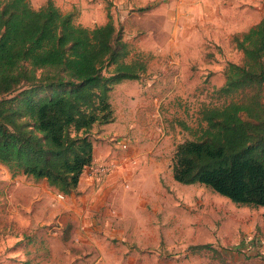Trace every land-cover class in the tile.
Masks as SVG:
<instances>
[{
    "label": "trees",
    "instance_id": "16d2710c",
    "mask_svg": "<svg viewBox=\"0 0 264 264\" xmlns=\"http://www.w3.org/2000/svg\"><path fill=\"white\" fill-rule=\"evenodd\" d=\"M232 41L241 60L225 65L214 91L220 103L201 107L195 127L179 122L193 138L177 144L171 173L180 184L256 208L264 206V16ZM131 55L109 15L88 28L52 0L38 8L0 0V163L12 177L76 193L92 165L93 127L114 120L110 92L146 72L145 55ZM210 249L224 264L210 244L190 246Z\"/></svg>",
    "mask_w": 264,
    "mask_h": 264
},
{
    "label": "rangeland",
    "instance_id": "374dc122",
    "mask_svg": "<svg viewBox=\"0 0 264 264\" xmlns=\"http://www.w3.org/2000/svg\"><path fill=\"white\" fill-rule=\"evenodd\" d=\"M29 1L31 5H38L40 0ZM224 11L226 23L215 28L211 22H206L203 37L196 38L192 44V47L206 49L204 54L208 52V58L218 64L201 70L188 84L182 82L170 93L167 101L160 103L158 116H152L154 109L149 108L145 113H139L134 133L124 131V136H114L109 141L117 153L123 154L130 147H140L143 152L130 159L129 167L125 169L130 176L121 183V189L141 193V205L146 209L147 220L152 221L151 217L155 216L153 208H158V243L154 230L148 229L144 231L147 243L141 247L128 240L118 243L112 239L108 246L100 248L94 238L89 240L74 232L76 214L68 208L73 204L68 197L59 199L57 190L49 188L45 180L21 174L12 177L11 171L0 163V264H128L132 253L140 251L145 264H210L206 250L193 253L190 246L206 243L218 233L229 239L233 234L230 216H237L239 212L245 214L247 210L244 212L242 206L204 185L176 182L172 178L171 165L177 144L193 138L179 122L195 127L200 99L220 103L219 98L208 92L201 98L198 85L202 88L200 93L207 91L209 79L213 81L212 71L219 69L223 73V64L241 60L242 54L234 46L231 36L264 16V0H237L234 5L224 6ZM119 31L123 35L122 28ZM145 59L150 63L153 58L146 54ZM149 70L141 76V83L148 78L152 80L158 68L154 66ZM186 72H192L191 77L194 75L192 69ZM183 74L177 77L182 78ZM161 80L170 84L166 78ZM148 87L155 90L153 82ZM162 90V83L158 82V93ZM113 100L118 109L117 100ZM124 121V117L117 115V122L124 125ZM122 143H126L125 148ZM103 181L98 184L93 180V185L99 188ZM111 204L112 210L123 206L121 200L115 206L112 201ZM89 232L97 234L96 230ZM249 234L246 240L264 237L256 227ZM232 243V240L226 241L221 248L235 247Z\"/></svg>",
    "mask_w": 264,
    "mask_h": 264
},
{
    "label": "crops",
    "instance_id": "0c3cea01",
    "mask_svg": "<svg viewBox=\"0 0 264 264\" xmlns=\"http://www.w3.org/2000/svg\"><path fill=\"white\" fill-rule=\"evenodd\" d=\"M45 1L40 0L38 5L32 4V6L38 8ZM52 1L61 12L75 13L76 22L88 28L106 23L109 15L115 27L117 29L122 28L123 40L129 43L132 55L142 53L144 55L150 54V58L152 56V62L147 63L146 71L154 66L158 68L153 79L148 78L146 80L147 87L142 86L145 83H141V78L124 80L116 84L110 92L114 120L108 124L93 127L92 164H108L111 166V171L107 174L106 179L102 180V185L97 188L93 185V177L90 176L88 167H86L79 179L76 193L66 196L73 202L68 208L72 210V214H76L74 232L80 233L89 240L94 238L93 240L98 243L100 248L108 246L112 239L118 240V243L128 240L131 244L134 243L141 247L147 243L146 239H148L144 231L151 229L154 230L157 244L158 216L156 217V214H158V208H153L152 212L155 216L151 217L152 221L147 220L146 209L141 205V193H130L121 189V183L130 176V172L125 171L129 167L130 159L141 156L143 152L140 147H130L129 151L123 154L117 153L109 141L114 136H124V131L127 134L134 133L136 117L139 113H145L149 108L154 109L152 116H158L160 103L167 101L170 98V93L174 89L176 90L182 82L188 84L189 81L198 77V72L205 68L210 69L212 64H218L208 58L210 57L208 52L204 54L206 49L203 50L200 46L192 47L194 46L192 44L196 38L203 37L206 22H211L215 28H219L222 22L226 23L224 6L234 5L237 0ZM248 28H242V30L246 31ZM224 68L223 64L221 70L224 71ZM191 69L194 70L192 77L190 75L192 72L190 74L186 72ZM180 73H184L182 78L177 77ZM210 75L213 81L211 82L209 79L210 88L207 91L200 93L202 88L198 85V93L201 98L207 92L210 96L215 95L214 91L221 87L225 81L224 73H220L219 69H215ZM163 78H166L170 84H165V81L161 80ZM151 82H153L155 90L148 87ZM158 82L162 83L163 88L160 93H158ZM113 98L117 100L118 109ZM146 101L149 103L146 104ZM208 102V100L200 99L198 109L209 104ZM117 115L125 118L124 125L117 122ZM118 200H121L122 208L113 207L112 210L110 208L111 201L114 202L113 206H115ZM262 207L264 206L256 208L242 206L244 212L247 210L245 214L239 212L237 216H230L233 234L229 239L222 233H218L202 244H210L213 249H216L224 264H264V261L259 257L249 256L240 251V248L245 246L247 242V235H250L249 233L255 227L264 235V208ZM93 230H96L97 234L93 235L89 232ZM229 240H232L235 247L221 248ZM206 252L209 254V259H207L210 264H213L216 260L213 250H206ZM140 253L141 251L132 253L127 263L145 264ZM100 259L103 261L102 258ZM116 260L118 259L116 258ZM214 264L219 263L216 260Z\"/></svg>",
    "mask_w": 264,
    "mask_h": 264
},
{
    "label": "built area",
    "instance_id": "2783aa9c",
    "mask_svg": "<svg viewBox=\"0 0 264 264\" xmlns=\"http://www.w3.org/2000/svg\"><path fill=\"white\" fill-rule=\"evenodd\" d=\"M122 147H126V143H122ZM90 176L93 177L98 184L106 177V175L111 171V166L104 163H93L88 168ZM57 197L63 199L65 195L58 193ZM242 253L250 256H256L264 260V237L255 236L250 238L245 243V246L240 248Z\"/></svg>",
    "mask_w": 264,
    "mask_h": 264
}]
</instances>
